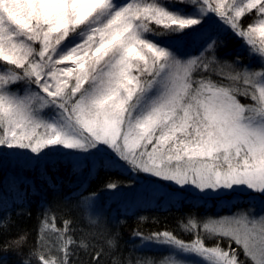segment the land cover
Wrapping results in <instances>:
<instances>
[{
  "label": "snow or ice",
  "instance_id": "1",
  "mask_svg": "<svg viewBox=\"0 0 264 264\" xmlns=\"http://www.w3.org/2000/svg\"><path fill=\"white\" fill-rule=\"evenodd\" d=\"M223 34L258 67L220 65L213 79ZM190 36L201 55L182 51ZM5 153L29 168L60 154L75 169L110 153L105 169L123 162L191 191L197 203L249 192L252 210L189 219L187 239L167 230L142 238L201 264H264V0H0V158ZM120 187L105 184L114 200ZM147 188L159 192L151 181ZM95 199L82 201L93 225ZM71 224L43 221L42 232L57 233L60 255L37 248L38 264H71ZM92 259L100 264L101 253Z\"/></svg>",
  "mask_w": 264,
  "mask_h": 264
},
{
  "label": "trees",
  "instance_id": "2",
  "mask_svg": "<svg viewBox=\"0 0 264 264\" xmlns=\"http://www.w3.org/2000/svg\"><path fill=\"white\" fill-rule=\"evenodd\" d=\"M151 39L168 42L173 37L152 36ZM216 46L218 56L210 66L213 79H219L214 71L219 70L220 65H225L227 70V64L238 62L246 66L255 61L254 55L230 34L221 35ZM182 51L190 57L198 53L193 37L185 39ZM204 58L211 59L207 53ZM240 99L247 102L243 97ZM106 156L110 153L75 169L60 154H53L52 161L47 164L31 168L20 165L19 176L9 165L12 160L8 153L0 158V264H24L26 260L29 264H38L34 254L37 248L59 256L57 233L41 231L43 221L52 217H55L57 227H63L65 219L72 221L71 235L76 245L71 264H95L92 259L95 252L101 253L100 264H161L162 261L168 264L173 251L142 237L167 230L187 239L190 233L185 226L189 219L202 224L209 217L219 218L234 210L253 207V194L248 192L232 193L219 199L210 197L205 203H197L192 192L162 181L156 182L169 191H154L152 201L146 198L131 203L130 193H136L147 182L155 180L133 173L123 162H119V169H105L103 160ZM111 158L115 159L114 156ZM109 180L121 185L119 199L114 200V193L105 188ZM176 191L183 195L178 202L172 203L169 195ZM92 193H96L95 211L99 216L95 225L82 205L83 198ZM220 200L231 203L225 205ZM255 206L260 209L258 203ZM92 218L97 217L93 215ZM21 237L26 239L20 241ZM110 239H114L113 244L108 243Z\"/></svg>",
  "mask_w": 264,
  "mask_h": 264
},
{
  "label": "rangeland",
  "instance_id": "3",
  "mask_svg": "<svg viewBox=\"0 0 264 264\" xmlns=\"http://www.w3.org/2000/svg\"><path fill=\"white\" fill-rule=\"evenodd\" d=\"M194 45H197L198 46V53L195 56L201 55V53L204 52L203 46H201L200 44H198L196 42H194ZM217 49H218V47L215 45V57L218 56V54L216 53ZM237 56L240 57V54L237 53ZM254 58H255V61L252 62V64H249V65H246V66H251L253 68H257L258 67V64H259V61H258V58H256L255 56H254ZM234 63H236V62H234ZM253 63H255V64H253ZM252 65H254V66H252ZM9 165H10L11 169L13 170L14 174H16V175L19 176V174L21 173V171H20V165L19 164H16V163H13L12 161H10ZM151 183L154 184V185H159V190L169 191L167 188H165L164 186L160 185L156 181H151ZM148 184H149V182H147L143 187H141L136 193H130V194H132V195L129 196V199L132 200L131 203H133V201L144 200L146 198L149 201H152L151 200L152 199V195L151 194L154 191L151 188H147ZM174 187H177V186L174 185ZM185 190H187V189H185ZM187 191L188 192H191L189 190H187ZM177 192H179V191H176L174 193H177ZM198 195H202V194H198ZM252 209H253V207L251 206V207H247V208H242V209L234 210V212L231 213V214H229V215H234L237 212H247V211L252 210ZM252 214L254 216H257L258 217L261 214L260 213V209H258L256 206H254V211L252 212ZM225 216H228V215H225ZM171 251H173V255L170 256L168 264H174L175 261H182L183 264H201V258H196V257H193V256H189L188 254H180V253H177L173 249H171Z\"/></svg>",
  "mask_w": 264,
  "mask_h": 264
},
{
  "label": "clouds",
  "instance_id": "4",
  "mask_svg": "<svg viewBox=\"0 0 264 264\" xmlns=\"http://www.w3.org/2000/svg\"><path fill=\"white\" fill-rule=\"evenodd\" d=\"M25 239H26L25 237H21V238H20V241H23V240H25Z\"/></svg>",
  "mask_w": 264,
  "mask_h": 264
}]
</instances>
